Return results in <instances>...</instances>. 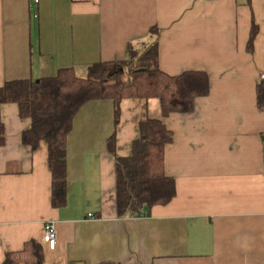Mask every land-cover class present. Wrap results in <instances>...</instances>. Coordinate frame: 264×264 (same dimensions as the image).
Wrapping results in <instances>:
<instances>
[{
    "label": "crops",
    "instance_id": "obj_1",
    "mask_svg": "<svg viewBox=\"0 0 264 264\" xmlns=\"http://www.w3.org/2000/svg\"><path fill=\"white\" fill-rule=\"evenodd\" d=\"M0 0V89L6 83L56 77L81 79L96 63L127 61L159 32V65L170 76L204 72L209 94L195 111L164 117L161 101L147 113L174 139L166 173L177 194L149 215L120 218L119 158L132 155L144 103L85 105L67 144V204L52 206L48 146H25L30 119L16 104L1 107L0 264L36 240L44 264H264V0ZM253 31L255 37L250 44ZM93 217L89 218L88 215ZM56 223L57 248L43 244Z\"/></svg>",
    "mask_w": 264,
    "mask_h": 264
},
{
    "label": "trees",
    "instance_id": "obj_2",
    "mask_svg": "<svg viewBox=\"0 0 264 264\" xmlns=\"http://www.w3.org/2000/svg\"><path fill=\"white\" fill-rule=\"evenodd\" d=\"M152 32L154 42L143 52L130 49L127 61L96 63L85 79L78 78L72 69H62L53 78L9 82L0 89V147L6 140L1 107L16 104L20 117L32 122L22 135L23 144L33 150L42 142L48 146L54 208L67 204V144L74 120L88 103L105 100L113 102L115 126L120 121L123 100L144 103L132 155L117 157L115 135L108 140V151L116 158L118 216H147L154 207L167 206L175 198L176 182L167 175L165 166V153L174 136L162 120L148 115L147 104L159 99L164 117L193 113L196 100L209 94L210 83L204 72L174 77L164 73L159 65V32ZM255 34L253 31L250 44ZM258 106L264 110V81L258 85ZM44 263L43 245L32 240L22 251L7 253L3 264Z\"/></svg>",
    "mask_w": 264,
    "mask_h": 264
},
{
    "label": "built area",
    "instance_id": "obj_3",
    "mask_svg": "<svg viewBox=\"0 0 264 264\" xmlns=\"http://www.w3.org/2000/svg\"><path fill=\"white\" fill-rule=\"evenodd\" d=\"M36 3H38V0L36 1ZM260 81H264V74L261 75ZM88 217L92 218L93 215L89 214ZM42 242L52 251L57 248L58 236L56 230V223L50 222L45 225Z\"/></svg>",
    "mask_w": 264,
    "mask_h": 264
},
{
    "label": "water",
    "instance_id": "obj_4",
    "mask_svg": "<svg viewBox=\"0 0 264 264\" xmlns=\"http://www.w3.org/2000/svg\"><path fill=\"white\" fill-rule=\"evenodd\" d=\"M146 210H147V208H146Z\"/></svg>",
    "mask_w": 264,
    "mask_h": 264
}]
</instances>
